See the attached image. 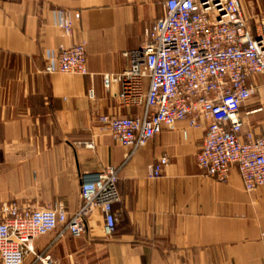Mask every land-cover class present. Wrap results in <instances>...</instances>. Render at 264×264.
Wrapping results in <instances>:
<instances>
[{
    "label": "crops",
    "instance_id": "0c3cea01",
    "mask_svg": "<svg viewBox=\"0 0 264 264\" xmlns=\"http://www.w3.org/2000/svg\"><path fill=\"white\" fill-rule=\"evenodd\" d=\"M164 1L0 0V207L62 203L72 214L81 205L82 175L120 168L112 238L104 237L95 210L86 235L39 237L25 264L37 256L49 264H264V187L246 193L235 168L225 182L203 175L195 156L206 124L186 139L185 123L164 129L126 161L127 150L97 121L141 114L122 108L119 86L105 89L103 78L128 67L123 53L139 47ZM238 1L255 33L264 23V0ZM60 11L71 14L69 36L59 27ZM78 43L86 47V75L42 73L47 56ZM247 85L253 95L239 110L242 133L263 136L264 73ZM162 155L170 163L150 179Z\"/></svg>",
    "mask_w": 264,
    "mask_h": 264
},
{
    "label": "built area",
    "instance_id": "2783aa9c",
    "mask_svg": "<svg viewBox=\"0 0 264 264\" xmlns=\"http://www.w3.org/2000/svg\"><path fill=\"white\" fill-rule=\"evenodd\" d=\"M162 10L144 29L139 47L123 53L128 67L103 78L105 89L119 86L116 97L122 108L141 109V114L102 115L99 125L127 150V161L164 129L185 123L181 133L186 139L189 130L206 124L195 156L203 175L225 182L235 168L246 193L263 188L264 135L243 134L239 110L253 95L247 79L264 73V23L253 33L238 0H165ZM58 18L60 29L69 36L71 14L60 11ZM42 73L86 75L85 44L60 46L56 55L46 57ZM169 163L167 155L160 156L148 177L158 179ZM119 172V167H105L82 175L81 205L72 214L62 203L41 209L2 204L0 264H25L39 237L54 233L53 242L83 237L95 210L102 214L104 237L111 239L116 226L112 207L120 200ZM36 263L49 261L37 256L31 264Z\"/></svg>",
    "mask_w": 264,
    "mask_h": 264
}]
</instances>
